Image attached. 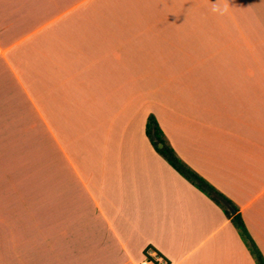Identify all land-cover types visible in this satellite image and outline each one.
<instances>
[{
	"label": "crops",
	"instance_id": "0c3cea01",
	"mask_svg": "<svg viewBox=\"0 0 264 264\" xmlns=\"http://www.w3.org/2000/svg\"><path fill=\"white\" fill-rule=\"evenodd\" d=\"M215 3L0 0V264H258L152 113L264 257V0Z\"/></svg>",
	"mask_w": 264,
	"mask_h": 264
},
{
	"label": "trees",
	"instance_id": "16d2710c",
	"mask_svg": "<svg viewBox=\"0 0 264 264\" xmlns=\"http://www.w3.org/2000/svg\"><path fill=\"white\" fill-rule=\"evenodd\" d=\"M146 134L154 145L155 149L183 176L190 180L196 187L211 197L218 205L222 206L227 215L232 218L234 225L238 228L241 236L249 246L251 252L256 257L258 264H264V257L257 247L254 239L249 234L245 221L242 215L238 212V207L223 193H221L214 185L208 182L204 177L199 175L191 169L185 162H183L176 154L171 145L167 143L164 137L163 130L152 113L149 115L146 124ZM163 143V147L159 144ZM235 212V213H232Z\"/></svg>",
	"mask_w": 264,
	"mask_h": 264
},
{
	"label": "clouds",
	"instance_id": "9594fccd",
	"mask_svg": "<svg viewBox=\"0 0 264 264\" xmlns=\"http://www.w3.org/2000/svg\"><path fill=\"white\" fill-rule=\"evenodd\" d=\"M211 11L218 16H224L228 13L229 8L227 5H221L220 0H216V3L212 7Z\"/></svg>",
	"mask_w": 264,
	"mask_h": 264
},
{
	"label": "water",
	"instance_id": "95a60500",
	"mask_svg": "<svg viewBox=\"0 0 264 264\" xmlns=\"http://www.w3.org/2000/svg\"><path fill=\"white\" fill-rule=\"evenodd\" d=\"M159 146H160V147H163V143H160Z\"/></svg>",
	"mask_w": 264,
	"mask_h": 264
},
{
	"label": "rangeland",
	"instance_id": "374dc122",
	"mask_svg": "<svg viewBox=\"0 0 264 264\" xmlns=\"http://www.w3.org/2000/svg\"><path fill=\"white\" fill-rule=\"evenodd\" d=\"M160 147V146H159ZM145 264V263H144Z\"/></svg>",
	"mask_w": 264,
	"mask_h": 264
}]
</instances>
